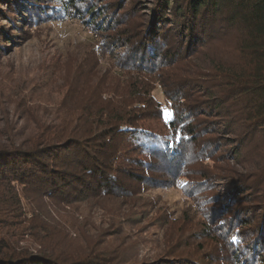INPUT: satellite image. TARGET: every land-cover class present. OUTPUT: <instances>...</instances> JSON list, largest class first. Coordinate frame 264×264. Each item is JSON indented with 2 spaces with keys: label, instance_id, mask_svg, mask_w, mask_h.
Wrapping results in <instances>:
<instances>
[{
  "label": "trees",
  "instance_id": "obj_1",
  "mask_svg": "<svg viewBox=\"0 0 264 264\" xmlns=\"http://www.w3.org/2000/svg\"><path fill=\"white\" fill-rule=\"evenodd\" d=\"M2 1L0 18L24 16L28 25L69 20L77 14L73 9H82L77 0H22L32 4L24 11ZM128 4L114 17L104 11L109 6L88 12L90 22L109 34L107 44L123 51L118 65L129 75L128 93L111 92L107 100L87 99L81 106L64 97L54 113L39 115L41 97L0 73V264H146L131 262L108 243L114 229L83 238L76 216L81 207L124 199L135 184H168L155 176L176 178L187 141L200 140L208 124H216L217 133L241 126L227 144L236 158L244 139L264 137V0ZM1 28L0 52L8 55L14 36ZM182 65L186 74L171 79L169 70ZM157 85L171 117L153 97ZM155 117L162 128L150 125ZM201 119L213 122L203 126ZM135 151L148 161L133 157ZM262 165L238 183L244 198L236 197L238 203L233 194V212L220 222L226 256L168 254L154 264H264Z\"/></svg>",
  "mask_w": 264,
  "mask_h": 264
},
{
  "label": "rangeland",
  "instance_id": "obj_2",
  "mask_svg": "<svg viewBox=\"0 0 264 264\" xmlns=\"http://www.w3.org/2000/svg\"><path fill=\"white\" fill-rule=\"evenodd\" d=\"M6 1H14L21 11L32 5L22 0ZM130 1L134 6L136 1L145 0H77L82 9H73L77 14L62 21L39 20L28 25L24 16L12 22L0 18V29L5 25L8 34L14 36L7 45L9 54L0 52V73L14 75L18 83L28 88L26 92L34 90L32 97H41L43 103L35 111L39 115L54 113L58 109L54 103L64 97L66 103L81 106L87 99L107 100L111 92L128 93L124 81L129 75L118 65L123 51L107 44L109 34L90 22L88 12L96 6H109L104 11L114 17L118 12H127ZM119 2L121 6L115 8ZM85 3L87 10L83 9ZM1 7L6 10L5 6ZM186 70L187 66L182 65L177 70H169V76L171 79L183 77ZM193 96L196 99L200 93ZM153 97L164 108L170 107L160 86H155ZM171 112L168 109L169 117ZM201 122L205 126V122L213 119H201ZM150 125L162 128L156 117ZM217 127L208 124L200 140L187 141L186 163L181 165L176 178L155 176L168 179V184L160 188L135 184L124 199L83 205L80 214H76L83 238L91 237L95 229L98 232L114 229L108 233H115L108 243L124 258L136 263L154 264L168 254L226 256L222 245L225 241L218 234L220 222L228 221L235 207L233 201L243 195L237 188L263 167L264 137L244 139L241 156L236 158L230 156L227 144L238 136L241 126L227 133H217ZM132 156L148 159L138 151ZM135 169L144 172L140 167ZM233 194L235 199L230 201ZM240 198L243 200L244 196Z\"/></svg>",
  "mask_w": 264,
  "mask_h": 264
},
{
  "label": "snow or ice",
  "instance_id": "obj_3",
  "mask_svg": "<svg viewBox=\"0 0 264 264\" xmlns=\"http://www.w3.org/2000/svg\"><path fill=\"white\" fill-rule=\"evenodd\" d=\"M165 112H167V110H165ZM168 115H170V113H168Z\"/></svg>",
  "mask_w": 264,
  "mask_h": 264
}]
</instances>
